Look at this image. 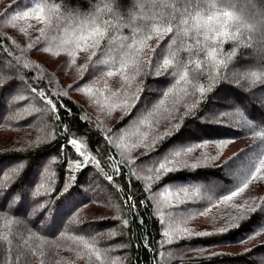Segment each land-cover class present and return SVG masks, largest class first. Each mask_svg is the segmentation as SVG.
Returning a JSON list of instances; mask_svg holds the SVG:
<instances>
[{
	"label": "trees",
	"instance_id": "1",
	"mask_svg": "<svg viewBox=\"0 0 264 264\" xmlns=\"http://www.w3.org/2000/svg\"><path fill=\"white\" fill-rule=\"evenodd\" d=\"M247 1L255 25L223 3L0 0V264H264V193L228 205L264 162Z\"/></svg>",
	"mask_w": 264,
	"mask_h": 264
},
{
	"label": "rangeland",
	"instance_id": "2",
	"mask_svg": "<svg viewBox=\"0 0 264 264\" xmlns=\"http://www.w3.org/2000/svg\"><path fill=\"white\" fill-rule=\"evenodd\" d=\"M132 1H134V0H132ZM223 4L237 7L238 10L248 18L247 20L250 21L251 24L255 25L257 18H256V20H254L252 17L253 14L256 15L255 10L253 9L254 5L253 6L250 5L247 0H245V1L244 0H225V2ZM137 6L139 9L141 7V3L138 4ZM137 6H135L134 11H136ZM261 10H263V9H261ZM133 14H134V12H132L128 15L129 23L131 22V19L133 18ZM154 92L157 93L158 92L157 89L154 90ZM219 102L224 104L225 106H233V102H231L229 97H226V96H224L223 98H220ZM13 103H14L13 101L10 102L11 105ZM143 110H145V107L141 108V111H143ZM244 170L245 169H243V168H237L233 171V173H234V175H238V174H240V172H244ZM234 177H236V176H234ZM263 193H264V162L261 165L259 174L255 178V180L249 185V187L245 191H243L242 193H240L239 195L234 197L230 202H228V205L236 206V207H240V208H252L257 204L260 196ZM226 210H228V208L226 206H223V208L220 209L217 212V214L212 213V212L205 214L203 216V219L205 220L204 226L213 225V224L218 223V219H219V216H221V214H223L221 216V219H224L225 215L227 213Z\"/></svg>",
	"mask_w": 264,
	"mask_h": 264
},
{
	"label": "snow or ice",
	"instance_id": "3",
	"mask_svg": "<svg viewBox=\"0 0 264 264\" xmlns=\"http://www.w3.org/2000/svg\"><path fill=\"white\" fill-rule=\"evenodd\" d=\"M224 2H225V0H189V3L194 4L197 7V9L204 7V6L214 8L217 3H224ZM222 15L224 17H229L230 14L227 11H225L222 13ZM218 18L219 17H215V19H218ZM37 19H39V17H37ZM198 19H199V13H197V20ZM210 19H213V18L210 17ZM183 23L186 25L188 23V21H184ZM166 31L171 32L172 29L168 28V29H166ZM192 32L200 34V35L204 34L199 27H194L192 29ZM220 34L224 35V36L228 35V33L223 32V31ZM183 35L187 36V35H189V33L187 31H185L183 33ZM103 36H104V32H102L100 28L93 26L91 34L88 35L86 38L82 37L81 39L84 41L85 44H88L89 47H94L96 45L97 41ZM205 38H207V37H205ZM261 40H262V42H264V31L261 32ZM89 41H91V44H89ZM165 63H167V61H165ZM73 143L75 144V141H73ZM163 167H164V165L161 164V168H163Z\"/></svg>",
	"mask_w": 264,
	"mask_h": 264
}]
</instances>
